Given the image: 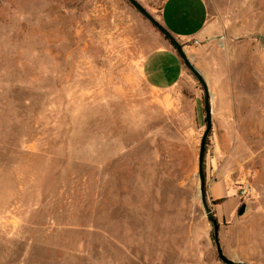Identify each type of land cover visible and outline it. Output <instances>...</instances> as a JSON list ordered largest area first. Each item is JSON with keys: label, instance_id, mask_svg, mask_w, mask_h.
Returning a JSON list of instances; mask_svg holds the SVG:
<instances>
[{"label": "rangeland", "instance_id": "1", "mask_svg": "<svg viewBox=\"0 0 264 264\" xmlns=\"http://www.w3.org/2000/svg\"><path fill=\"white\" fill-rule=\"evenodd\" d=\"M138 1L157 18L164 0ZM204 1V167L254 189L219 238L264 264V0ZM163 45L128 0H0V264H226L199 192L203 87L186 67L151 84Z\"/></svg>", "mask_w": 264, "mask_h": 264}, {"label": "crops", "instance_id": "2", "mask_svg": "<svg viewBox=\"0 0 264 264\" xmlns=\"http://www.w3.org/2000/svg\"><path fill=\"white\" fill-rule=\"evenodd\" d=\"M157 18L183 45L190 57V53L194 50L191 46L192 42L201 40L205 36L209 11L204 0H164ZM163 58L167 59L168 63H164ZM148 66V79L155 88L159 89L173 88L187 74L184 64L171 44L163 45L154 52L149 58ZM206 164L208 165V161ZM213 170V168L209 170L208 167L205 170L207 198L213 203V213L222 229L225 225L231 226L237 223V212L242 197L230 186L229 179L225 177L212 179ZM222 244L224 249V243Z\"/></svg>", "mask_w": 264, "mask_h": 264}, {"label": "water", "instance_id": "3", "mask_svg": "<svg viewBox=\"0 0 264 264\" xmlns=\"http://www.w3.org/2000/svg\"><path fill=\"white\" fill-rule=\"evenodd\" d=\"M128 1L138 10L140 14H142L151 24H153L163 35H165L168 38V40L174 46L178 56L182 59L186 68L196 77V79L200 82V84L203 87L206 129L201 138L200 150L198 156V178H199L200 197L206 212V216L213 226L212 237L215 242L218 257L226 264H247L243 261L233 260L225 255L219 238V223L214 217V213L212 210L213 203H211L207 198V191H206L207 181H206V172L204 167V159L206 153L207 138L213 126L211 94L208 83L206 82L202 73L198 70V68L195 66L191 58L184 50L183 45L175 38V36L153 14H151L138 0H128ZM249 211H250V204L248 202H243L238 209L237 215L239 218H243L249 213Z\"/></svg>", "mask_w": 264, "mask_h": 264}, {"label": "built area", "instance_id": "4", "mask_svg": "<svg viewBox=\"0 0 264 264\" xmlns=\"http://www.w3.org/2000/svg\"><path fill=\"white\" fill-rule=\"evenodd\" d=\"M253 193H254V189L249 185L242 186L239 191L240 197H242L243 199L252 196Z\"/></svg>", "mask_w": 264, "mask_h": 264}, {"label": "trees", "instance_id": "5", "mask_svg": "<svg viewBox=\"0 0 264 264\" xmlns=\"http://www.w3.org/2000/svg\"><path fill=\"white\" fill-rule=\"evenodd\" d=\"M165 36V35H164ZM165 38L166 39H168L166 36H165ZM169 41V40H168ZM169 43L171 44V42L169 41ZM172 45V44H171ZM172 47L174 48V46L172 45ZM175 49V48H174ZM176 51V50H175ZM177 53V52H176ZM178 55V54H177ZM180 58V57H179ZM181 59V58H180ZM181 61H182V59H181ZM182 63H183V61H182ZM184 64V63H183ZM185 66V65H184ZM186 67V66H185ZM206 154V153H205ZM214 217H215V215H214ZM216 218V217H215ZM216 220H217V218H216ZM219 223V222H218ZM219 227H220V224H219ZM212 239H213V237H212Z\"/></svg>", "mask_w": 264, "mask_h": 264}]
</instances>
